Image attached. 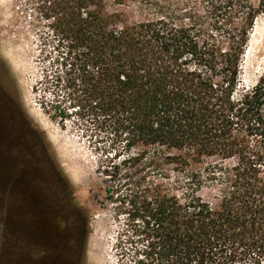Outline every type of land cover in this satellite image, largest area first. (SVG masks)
Masks as SVG:
<instances>
[{"label":"trees","instance_id":"1","mask_svg":"<svg viewBox=\"0 0 264 264\" xmlns=\"http://www.w3.org/2000/svg\"><path fill=\"white\" fill-rule=\"evenodd\" d=\"M28 3L44 60L33 91L96 135L121 252L264 263V69L240 89L264 0Z\"/></svg>","mask_w":264,"mask_h":264},{"label":"rangeland","instance_id":"2","mask_svg":"<svg viewBox=\"0 0 264 264\" xmlns=\"http://www.w3.org/2000/svg\"><path fill=\"white\" fill-rule=\"evenodd\" d=\"M40 34L28 0H0V264H138L117 247L96 135L60 125L38 104ZM263 69L264 13L243 56L240 89Z\"/></svg>","mask_w":264,"mask_h":264}]
</instances>
